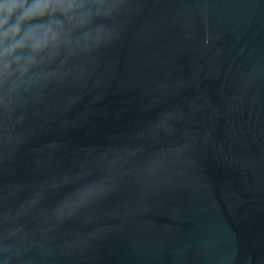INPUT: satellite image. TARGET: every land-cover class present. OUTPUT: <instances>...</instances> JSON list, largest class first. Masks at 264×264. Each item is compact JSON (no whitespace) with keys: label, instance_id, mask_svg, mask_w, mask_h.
Wrapping results in <instances>:
<instances>
[{"label":"water","instance_id":"95a60500","mask_svg":"<svg viewBox=\"0 0 264 264\" xmlns=\"http://www.w3.org/2000/svg\"><path fill=\"white\" fill-rule=\"evenodd\" d=\"M107 11L0 93V264H264V0Z\"/></svg>","mask_w":264,"mask_h":264},{"label":"clouds","instance_id":"9594fccd","mask_svg":"<svg viewBox=\"0 0 264 264\" xmlns=\"http://www.w3.org/2000/svg\"><path fill=\"white\" fill-rule=\"evenodd\" d=\"M108 0H0V93L18 97L53 73L43 69L60 54L98 46L104 39L95 19Z\"/></svg>","mask_w":264,"mask_h":264}]
</instances>
